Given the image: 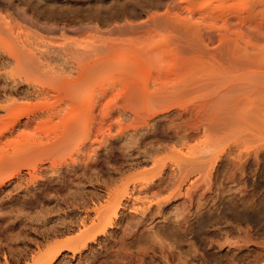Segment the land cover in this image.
<instances>
[{
    "label": "rangeland",
    "instance_id": "1",
    "mask_svg": "<svg viewBox=\"0 0 264 264\" xmlns=\"http://www.w3.org/2000/svg\"><path fill=\"white\" fill-rule=\"evenodd\" d=\"M180 1L0 0V264H264V0Z\"/></svg>",
    "mask_w": 264,
    "mask_h": 264
},
{
    "label": "bare ground",
    "instance_id": "2",
    "mask_svg": "<svg viewBox=\"0 0 264 264\" xmlns=\"http://www.w3.org/2000/svg\"><path fill=\"white\" fill-rule=\"evenodd\" d=\"M170 1H171V0H170ZM173 2H174V0H173ZM175 2H176V1H175ZM180 2H181L182 4H185V5L189 6L191 3H192V4H193V3H196V0H181ZM171 4H172V2H171ZM176 5H177V4H176ZM176 5H175V7H177ZM185 5H184V6H185ZM179 6H180V5H179ZM172 7H173V6H172ZM171 9H172V8H171ZM175 9H176V8H175ZM177 9L179 10L180 8L177 7ZM186 10H187V9H186ZM173 11H174V10H173ZM179 11H180V10H179ZM179 11H177V12H179ZM175 12H176V11H175ZM177 12H176V13H177ZM181 13H182V11H181ZM186 13H187V12H186ZM190 13H192V12H190ZM170 14H172V12H171ZM173 14H174V13H173ZM174 15H175V14H174ZM177 15H178V14H177ZM209 15H210V14H209ZM209 15H208V17H209ZM223 15H224V14H223ZM169 16H170V15H169ZM171 16H172V15H171ZM182 16H183V15L181 14V18H182ZM221 16H222V15H221ZM221 16H220V17H221ZM178 17L180 18L179 15H178ZM178 17L176 16V18H178ZM249 17H250V16H249ZM249 17H248V18H249ZM174 18H175V17H174ZM190 18H191V17H190ZM193 18H194V16H193ZM164 19H165V18H164ZM200 19H201V18H200ZM209 19H210V20H209ZM241 19H243V17L240 18V20H241ZM185 20H186V19H185ZM185 20H184V21H185ZM245 20H246V19H245ZM165 21H166V20H165ZM170 21H172V19H170ZM170 21L168 20V22H170ZM184 21H183V22H184ZM186 21H187V20H186ZM207 21L211 22L210 24H214V22H215L216 20H215V17H209ZM237 21H239L238 18H237ZM168 22H166V23H168ZM183 22H182L180 25L184 24V26H185L186 29H187V28L189 29V27H191V26H192L191 24L193 23L192 21H191V22H192L191 24H190V23H187V22H184V23H183ZM204 22H205V21H204ZM242 22H243V21H242ZM244 22H245V21H244ZM244 22H243V23H244ZM246 22H247V20H246ZM170 23H172V22H170ZM173 23L175 24L176 22L174 21ZM173 23H172V24H173ZM205 23H206V22H205ZM226 23L228 24V22H226ZM229 23H231V21H230ZM237 23H238V22H237ZM177 24H179V22H177ZM210 24H209V25H210ZM225 25H226V24H225ZM203 26H204V25H203ZM193 27H194V26H193ZM193 27H192V28H193ZM228 39H230V38H227V39H226L227 42H232L231 40H233V39H231V40H228ZM211 41H212V39H211ZM231 44H232V43H231ZM229 45H230V44H229ZM28 125H29V124H28ZM72 127L74 128V126H71V128H72ZM73 128H72V129H73ZM6 172H7V171H6ZM43 213H44V212H43ZM81 222H82V221H81ZM25 223H26V222H25ZM97 226H98V225H97ZM95 227H96V226H95ZM95 227H94V228H95ZM29 228H30V227H29ZM58 231H59V230H58ZM101 234H102V233H101ZM77 240H79V239H77ZM75 242H76V239H75ZM72 244H73V243H72ZM63 246L65 247V245H63ZM66 246H69V245L67 244ZM72 246H73V245H72ZM61 247H62V246H61ZM59 250H60V249H59ZM55 253H56V252H55ZM47 260H49V259H47ZM47 260H46V261H47ZM50 261H51V260H50Z\"/></svg>",
    "mask_w": 264,
    "mask_h": 264
}]
</instances>
